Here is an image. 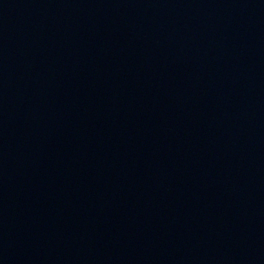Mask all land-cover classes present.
<instances>
[{"label": "water", "instance_id": "95a60500", "mask_svg": "<svg viewBox=\"0 0 264 264\" xmlns=\"http://www.w3.org/2000/svg\"><path fill=\"white\" fill-rule=\"evenodd\" d=\"M0 264H264V0H0Z\"/></svg>", "mask_w": 264, "mask_h": 264}]
</instances>
